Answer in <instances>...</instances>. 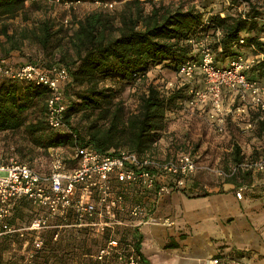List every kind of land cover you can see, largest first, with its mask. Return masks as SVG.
Instances as JSON below:
<instances>
[{
    "label": "trees",
    "instance_id": "obj_1",
    "mask_svg": "<svg viewBox=\"0 0 264 264\" xmlns=\"http://www.w3.org/2000/svg\"><path fill=\"white\" fill-rule=\"evenodd\" d=\"M39 2L54 3L0 0V57L9 58L14 65L30 62L49 71L63 69L67 72L63 95L67 105L64 120L69 129H55L47 124L48 89L45 85L33 80L2 77L0 131L24 127L31 141L45 150L79 144L91 145L100 151L127 148L139 154L153 153L152 147L163 136L168 121L182 109L188 97L187 85L166 90L164 82L152 81L158 77L153 76L139 95L136 110L128 114L118 99L119 94L125 87L135 85L137 80L149 78L154 69L169 67L176 71L182 62L196 57L189 39L216 28L221 29L222 34L214 36L210 44L217 63L225 66L226 59L229 61L246 49L257 57L247 70V77L264 79V3L245 0L243 11H237L233 7L239 0H229L231 10L221 15V10L211 12L201 4L173 6L155 1H150V9L145 11L141 0H127L116 11L97 9L86 13L76 20L71 31L61 25L55 29V22L48 18L33 19L31 25L12 26L11 19L19 14L24 20L29 19L28 12L39 9ZM62 31L65 33L60 35ZM63 38H66L64 43ZM25 40L38 43L43 56L24 55V60L12 61L11 51H20ZM106 80L113 81L114 85H105ZM29 112L34 115L31 119ZM77 114L79 117L73 122ZM84 120L88 121L85 125ZM263 129L264 124H261L258 132ZM167 150L166 157H176L194 149L188 147L185 139L176 137L169 140ZM240 158V148L235 146L232 160L236 162ZM251 173L239 170L231 180L245 179ZM181 190L191 196L208 194V191H199L197 181ZM35 212L27 201L21 200L15 207L12 221L27 225ZM72 219L71 215L65 220L54 218L53 224L62 226L42 230L40 247H35L31 235L27 234V247L32 253L26 264H127L115 251L98 259V250L106 243L108 234L98 236L100 239L91 237L88 227L72 225ZM57 230L58 237L54 239ZM115 237L122 253L126 254L127 244H131L139 255V264H147L131 229L120 228ZM13 240L22 246L23 239L16 234L0 238V264H19L25 258L21 255L18 259L3 261L2 252Z\"/></svg>",
    "mask_w": 264,
    "mask_h": 264
},
{
    "label": "built area",
    "instance_id": "obj_2",
    "mask_svg": "<svg viewBox=\"0 0 264 264\" xmlns=\"http://www.w3.org/2000/svg\"><path fill=\"white\" fill-rule=\"evenodd\" d=\"M48 1L65 8L81 2ZM221 34V29L216 28L191 37L189 42L196 57L182 62L175 71L176 79H167L163 88L187 85L188 97L183 101L181 112L202 113L222 137L229 126L243 133L257 134L258 142H253L248 151L237 139L231 142L228 150L234 152L235 146L240 148L239 161L221 165L203 159L195 148L176 157H159L127 148L100 151L91 145L79 144L73 145V153L68 158L52 157L48 170H39L17 156L0 157V238L16 234L23 239L22 247L25 248L29 244L27 234H30L32 244L40 247V232L48 227L60 228L62 225H55L52 220L56 217L65 220L71 215L72 225L86 226L96 236L108 234L106 243L98 250V259L115 251L127 264H139V255L133 245L127 244L128 253H122L116 231L129 228L136 235L138 227L145 224L172 226L174 219L169 214L157 213L158 206L164 196L186 187L190 177L205 173L226 180L239 170L264 174V129L258 132L264 124V79L247 77V70L257 59L253 54H238L225 66L217 63L210 42ZM2 77L33 80L45 85L48 89L47 124L55 129H69L64 120L66 71H49L30 62L14 65L8 58L0 57V79ZM242 191V186L237 188L238 198L242 197ZM21 200L27 201L36 211L24 226L12 221L15 207ZM57 237L58 230L53 235L54 239Z\"/></svg>",
    "mask_w": 264,
    "mask_h": 264
},
{
    "label": "crops",
    "instance_id": "obj_3",
    "mask_svg": "<svg viewBox=\"0 0 264 264\" xmlns=\"http://www.w3.org/2000/svg\"><path fill=\"white\" fill-rule=\"evenodd\" d=\"M199 174L186 186L197 181L207 195L175 189L160 201L157 213L169 214L172 226L138 227L135 237L147 264H264V174L237 181Z\"/></svg>",
    "mask_w": 264,
    "mask_h": 264
},
{
    "label": "rangeland",
    "instance_id": "obj_4",
    "mask_svg": "<svg viewBox=\"0 0 264 264\" xmlns=\"http://www.w3.org/2000/svg\"><path fill=\"white\" fill-rule=\"evenodd\" d=\"M127 0H111L107 5L98 4L90 0H83L79 3L73 4L69 8H65L58 3H40V8L31 10L28 12L29 19L24 20L21 14L17 15L14 19H11L12 26H24L31 25L33 19H50L55 22L54 28L57 29L60 25L64 29L71 31L75 25L76 20L82 18L86 13L103 9L105 11L119 10L124 2ZM150 1L161 2L165 5H177L183 4L188 6L190 4L205 5L206 9L211 12L221 10L222 12L230 11L229 0H141L145 11L150 9ZM258 4L264 3V0H250ZM29 6V5H28ZM27 6V7H28ZM235 6V5H234ZM246 6L245 0H239V4L234 8L237 11H243ZM233 10V11H234ZM65 31H62L60 35H63ZM62 43L66 42V38L61 40ZM243 51V55H250L246 49ZM11 60L22 61L25 56H43L41 46L33 41L25 40L21 50L11 51ZM0 55L1 52H0ZM25 55V56H24ZM9 59V58H8ZM10 60V59H9ZM228 59L225 63L228 64ZM158 76L152 81L165 82L167 79H176L175 71L169 67H162L154 69L150 72L149 78L146 80H137L135 85L127 86L118 96L125 107L126 114L136 110V106L139 100V95L146 89V85L151 81V77ZM105 85H114L113 81H104ZM191 115V116H190ZM34 115L29 112L28 118H33ZM79 114L75 115L72 119L73 122L77 121ZM88 123L84 120L83 125ZM255 135L249 133H243L237 127H230L227 130L224 137L211 128L203 117H199L195 114L183 113L181 110L173 116V119L168 121L166 130L163 132V136L152 147V151L159 157H166L168 150L167 145L169 140L178 137L185 139L188 142L189 148H195L200 151L203 159H208L221 165H227L232 160V152L229 149L231 142L234 139H238L243 149L248 151L253 146V142H258ZM259 136V135H258ZM250 148H249V147ZM73 153V145L65 144L56 147H48L46 150L42 147L35 145L28 133L25 132L24 127L19 128L16 131H0V157L17 156L39 170H48L51 164L52 157L58 155L64 158H68ZM200 173L199 175H201ZM205 174V173H204ZM198 175V176H199ZM197 176V177H198ZM213 176V175H212ZM202 177V175L200 176ZM210 175H208V178ZM214 177V176H213ZM91 237L100 239L98 236L89 232ZM32 249L22 246L20 247L15 240L9 243V248L2 252L3 261L18 259L23 255L25 258L19 264L28 263L31 257Z\"/></svg>",
    "mask_w": 264,
    "mask_h": 264
}]
</instances>
